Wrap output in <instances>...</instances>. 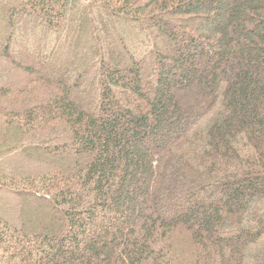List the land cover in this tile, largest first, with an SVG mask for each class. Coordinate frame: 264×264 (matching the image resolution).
Returning <instances> with one entry per match:
<instances>
[{
    "label": "trees",
    "instance_id": "1",
    "mask_svg": "<svg viewBox=\"0 0 264 264\" xmlns=\"http://www.w3.org/2000/svg\"><path fill=\"white\" fill-rule=\"evenodd\" d=\"M0 264H264V0H0Z\"/></svg>",
    "mask_w": 264,
    "mask_h": 264
}]
</instances>
